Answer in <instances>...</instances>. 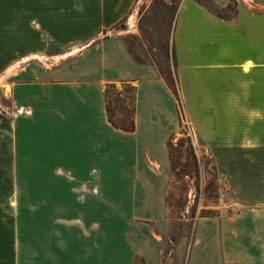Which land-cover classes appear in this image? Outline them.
<instances>
[{
  "label": "crops",
  "instance_id": "obj_1",
  "mask_svg": "<svg viewBox=\"0 0 264 264\" xmlns=\"http://www.w3.org/2000/svg\"><path fill=\"white\" fill-rule=\"evenodd\" d=\"M129 4L0 0V264H161L178 97L235 212L199 217L169 264H264V0H236L233 21L186 0L178 97L113 32ZM118 81L134 86L131 131L108 120Z\"/></svg>",
  "mask_w": 264,
  "mask_h": 264
},
{
  "label": "rangeland",
  "instance_id": "obj_2",
  "mask_svg": "<svg viewBox=\"0 0 264 264\" xmlns=\"http://www.w3.org/2000/svg\"><path fill=\"white\" fill-rule=\"evenodd\" d=\"M199 5L213 9L215 14L233 21L236 0L224 8L214 0H193ZM186 0H130L129 15L114 27L121 35L131 55L137 61L154 65L178 97L175 79V59L172 45L174 22L179 9ZM80 45H69L62 54L75 52ZM49 64L51 59H49ZM0 86V106L6 108L8 99ZM108 105L114 119L126 111L133 110L134 86L130 82L118 81L108 88ZM178 99L181 118L180 127L168 140L171 165L166 189V216L170 227L164 239L161 264L175 261L171 251L173 243L180 237H189L194 231L195 221L202 216L225 213L234 214L231 204L233 194L230 187L217 173L213 158L202 139L189 127L182 103ZM8 108H6L7 111ZM5 111V110H4ZM135 264H143L142 257Z\"/></svg>",
  "mask_w": 264,
  "mask_h": 264
},
{
  "label": "trees",
  "instance_id": "obj_3",
  "mask_svg": "<svg viewBox=\"0 0 264 264\" xmlns=\"http://www.w3.org/2000/svg\"><path fill=\"white\" fill-rule=\"evenodd\" d=\"M206 8H208V7H206ZM208 9H210V8H208ZM212 11H213V9H212ZM107 87L112 88L113 85H109ZM107 87H106L104 95H105V99H106V111H107V115H108V120L116 128L126 130V131L133 130L134 129L133 110H132L130 115L126 111V113L121 114V117L119 119L113 118V115L111 114V110H110L109 105H108L109 102H108V89H107Z\"/></svg>",
  "mask_w": 264,
  "mask_h": 264
}]
</instances>
